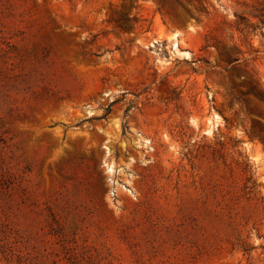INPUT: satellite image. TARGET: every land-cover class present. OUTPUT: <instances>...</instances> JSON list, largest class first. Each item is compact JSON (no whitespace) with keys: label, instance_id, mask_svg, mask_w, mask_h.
Returning a JSON list of instances; mask_svg holds the SVG:
<instances>
[{"label":"rangeland","instance_id":"374dc122","mask_svg":"<svg viewBox=\"0 0 264 264\" xmlns=\"http://www.w3.org/2000/svg\"><path fill=\"white\" fill-rule=\"evenodd\" d=\"M0 264H264V0H0Z\"/></svg>","mask_w":264,"mask_h":264}]
</instances>
